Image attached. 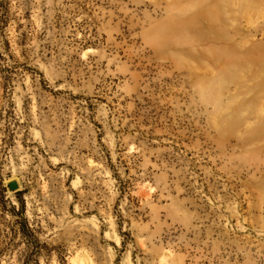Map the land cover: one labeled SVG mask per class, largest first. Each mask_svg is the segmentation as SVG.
<instances>
[{"label":"rangeland","instance_id":"rangeland-1","mask_svg":"<svg viewBox=\"0 0 264 264\" xmlns=\"http://www.w3.org/2000/svg\"><path fill=\"white\" fill-rule=\"evenodd\" d=\"M0 264H264V0H0Z\"/></svg>","mask_w":264,"mask_h":264},{"label":"water","instance_id":"water-1","mask_svg":"<svg viewBox=\"0 0 264 264\" xmlns=\"http://www.w3.org/2000/svg\"><path fill=\"white\" fill-rule=\"evenodd\" d=\"M9 188L15 190L18 188V183L16 181H12L9 183Z\"/></svg>","mask_w":264,"mask_h":264}]
</instances>
